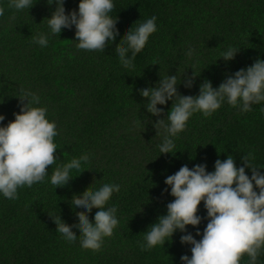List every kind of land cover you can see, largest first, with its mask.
I'll return each instance as SVG.
<instances>
[{
  "label": "trees",
  "instance_id": "obj_1",
  "mask_svg": "<svg viewBox=\"0 0 264 264\" xmlns=\"http://www.w3.org/2000/svg\"><path fill=\"white\" fill-rule=\"evenodd\" d=\"M113 16L118 19L119 39L104 52L80 50L75 27L60 37L50 36L49 45L34 44L37 33L49 32L47 19L56 5L33 0V7L17 11L9 0H0V114L4 125L20 111L21 89H30L48 108V118L57 123L59 135L56 164L48 166L49 177L31 188L19 189V198L0 196V264H181L191 257V245L180 242L177 231L170 242L151 250L141 245L149 226L167 214L175 198L165 184L168 175L183 165L191 169L207 164L214 171L217 159L228 155L237 166L242 156L254 152L256 166H264V103L253 104L241 113L226 102L210 117L194 114L176 140L175 155L161 154L154 123L165 118L147 112L140 89L155 86L167 74L198 76L192 88L179 84L182 95H199V86L210 80L214 88L241 68L264 59V0H114ZM79 0H65L66 12L78 10ZM157 17L158 31L135 59L134 69H125L116 48L128 31L144 20ZM194 46L199 56L189 60L185 52ZM228 46L240 51L232 61L220 54ZM158 63V64H157ZM183 79V77H182ZM26 102V101H25ZM142 121V122H140ZM157 135V136H156ZM91 155L90 162L64 187L53 186L50 176L62 164ZM264 172V169H261ZM251 176V170L246 169ZM119 183L121 191L110 205L118 207L120 223L100 251L83 249L61 238L54 219L60 216L73 226L77 213L70 201L99 188ZM168 189L165 192V189ZM258 191V189H257ZM98 209H93L90 219ZM198 215L207 216L203 201ZM207 219L198 226L201 233ZM194 236L197 228L189 225ZM196 236V239H201ZM245 255L242 264H247ZM258 264H264V254Z\"/></svg>",
  "mask_w": 264,
  "mask_h": 264
},
{
  "label": "clouds",
  "instance_id": "obj_2",
  "mask_svg": "<svg viewBox=\"0 0 264 264\" xmlns=\"http://www.w3.org/2000/svg\"><path fill=\"white\" fill-rule=\"evenodd\" d=\"M55 4V10L47 19L49 32L37 33L33 43L44 48L49 45L50 36H59L64 29L75 27V41L80 50L104 52L108 45L119 39L118 19L112 15L114 0H79L78 10L66 12L65 0H47ZM33 0H9V7L22 11L33 7ZM0 7V16L4 15ZM158 31L157 17L152 16L131 28L116 48V56L125 69L135 68L136 56L145 49L150 37ZM240 51L236 46H228L220 58L232 61ZM189 60L197 59L199 53L194 46L185 52ZM158 64V63H157ZM195 72L191 76L186 71L181 74L160 76L155 86L140 89L146 98L147 112L155 117H164L168 102L172 107L165 118L154 123L161 154L175 155L176 140L185 131L194 114L207 118L217 112L226 102L241 113L252 111L253 104L264 103V59H257L246 69L241 68L214 88L210 80L199 86V95H182L178 85L192 88ZM183 77V79H182ZM20 111L15 119L4 125L5 116L0 114V196L8 200L19 198V189L31 188L49 177L48 166L56 164L58 149L55 138L59 135L56 121L48 118V108L41 104L40 96L30 90L21 89ZM26 101V102H25ZM142 122V121H140ZM156 135V136H157ZM91 155L58 165L50 176V183L64 187L73 176L90 162ZM254 152L242 156V164L237 166L235 158L217 159L214 171H207V164H196L191 169L183 165L175 174L168 175L165 184L170 187V195L175 199L167 204V214L161 215L149 226L141 247L151 250L170 242L174 234L183 233L181 244L191 245V257L181 256V264H242L246 255L247 264H258L264 254V166H256ZM251 170V176L246 172ZM119 183H104L99 188L80 195H74L71 207L77 213L78 224L74 234L73 226L60 216L54 219L57 232L65 241L79 244L83 249L100 251L105 239L114 234L120 220L118 207L110 205L114 194L121 191ZM258 189V191H257ZM168 189H165L167 192ZM203 201L206 217L198 215ZM93 209H98L94 220L90 219ZM207 219L203 232L199 230L202 220ZM197 228L195 236L188 226ZM196 236L202 238L197 240Z\"/></svg>",
  "mask_w": 264,
  "mask_h": 264
}]
</instances>
